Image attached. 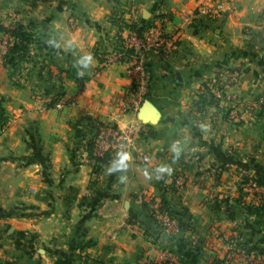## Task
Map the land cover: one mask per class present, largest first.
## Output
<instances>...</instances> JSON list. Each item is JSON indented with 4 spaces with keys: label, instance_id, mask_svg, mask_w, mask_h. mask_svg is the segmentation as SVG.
Listing matches in <instances>:
<instances>
[{
    "label": "crops",
    "instance_id": "0c3cea01",
    "mask_svg": "<svg viewBox=\"0 0 264 264\" xmlns=\"http://www.w3.org/2000/svg\"><path fill=\"white\" fill-rule=\"evenodd\" d=\"M199 1L0 0L1 24L34 27L12 80L0 66V121L12 120L0 135V264H157L162 250L174 255L164 264H223L246 248L264 252V225L239 195L244 180L264 177L262 127L243 115L264 87V0H217L221 16L186 28L172 55H145L156 124L140 122L138 110L121 113L134 90L123 65L98 70L97 55L117 48L116 17L128 6L137 25L162 24L170 35ZM236 67L234 99L194 111V92ZM61 96L75 107L53 110ZM98 124L138 126L133 149L97 163L88 142ZM118 153L127 158L110 173ZM179 175L181 188L163 182ZM153 200L173 230L153 220Z\"/></svg>",
    "mask_w": 264,
    "mask_h": 264
},
{
    "label": "built area",
    "instance_id": "2783aa9c",
    "mask_svg": "<svg viewBox=\"0 0 264 264\" xmlns=\"http://www.w3.org/2000/svg\"><path fill=\"white\" fill-rule=\"evenodd\" d=\"M222 12L223 5L219 1L200 0L192 12L179 18V22L173 26V31L170 35L165 34L161 24L160 26H148L141 33V36H138L136 30L139 25L137 26L135 20L136 9L133 5L128 6L124 10V15L118 17V20L120 19L118 37L120 38L123 48H116L112 52L97 55L100 61L98 70L105 69L111 65L121 64L125 67V74L132 77L134 90L130 95L129 102L122 107L121 113L124 114L129 111L136 112L146 98L149 72L145 67V55L150 52H155L163 56L172 55L177 48L181 34L186 28L193 25L199 19L214 21L221 16ZM167 22L170 23L171 19L167 20ZM132 25H136V29L131 30L130 26ZM1 48H3V52H0V60L2 61L5 45ZM126 50H130L131 53H126ZM239 79L240 72L238 69L227 71L223 75L205 84L203 88H198L195 92L196 100L203 98L206 104H209L211 101L214 106H219L221 103L233 100L234 98L228 94V91ZM79 89H82V85L79 86ZM75 105L76 103L73 98L61 96L53 100L51 108L53 110H62L65 108H73ZM252 106L248 107L249 109L247 112H253L254 114L258 113L259 110L261 111V109L264 108V98L258 100L257 103L254 104V108ZM235 116L234 113H230L229 119L233 121L237 120ZM11 123L12 120L10 119L5 120L3 123L0 122V135L10 127ZM139 131L140 128L138 126H130L124 131H118L112 126L103 125L94 142L93 156L100 159L105 156V154L117 150L130 151L133 149V137L137 135ZM140 162L147 164L149 159L146 156H141ZM163 182H173L178 188L183 186V178L180 175L164 178ZM247 189L249 192L257 194V199L260 198L261 201L264 202V189L256 187L254 183L250 184ZM160 208V202L158 200H153L150 206V213L153 220L162 229L173 230V220H171L167 213ZM235 254V257L244 264H264V257L256 255L253 252L247 253L244 251H237ZM173 260L174 255L172 252L162 250L157 264H164L167 261L171 262ZM232 260V257H228L224 260L223 264H232Z\"/></svg>",
    "mask_w": 264,
    "mask_h": 264
},
{
    "label": "trees",
    "instance_id": "16d2710c",
    "mask_svg": "<svg viewBox=\"0 0 264 264\" xmlns=\"http://www.w3.org/2000/svg\"><path fill=\"white\" fill-rule=\"evenodd\" d=\"M117 25H119L120 21H115ZM138 26V25H137ZM136 25L130 26V29H136ZM148 27V25L144 26H138L136 33L138 36H141V33ZM3 35H7V47L5 48L3 57H2V63L3 67L6 68L9 72V78L10 80L13 79V76L16 75L17 72V66L18 64L24 60L25 54L30 46V44L33 41L34 37V27L32 24H27L23 25L21 23H14L10 26H4L3 24L0 23V38ZM117 48H123L121 46V41L120 38L118 37V45ZM126 53H131L130 50H126ZM15 84V82H13ZM204 84L200 86L199 88H203ZM199 102L196 104L197 106L199 105H205V100L203 98H200L198 100ZM213 102H209V105H211ZM5 120L0 121L3 123ZM102 124H98L97 126L94 127V134L91 138V140L88 142V147L90 149L92 157L96 160L97 163L100 165H106L110 159L111 153L105 154L102 158H95L93 156V150H94V142L98 137V134L100 132V128L102 127ZM254 183L256 187L264 189V177H251L247 178L244 180L243 184L245 185H250ZM240 198L242 199L244 197V193H242V190L240 189ZM241 203V208L245 211V213L249 216H253L258 219L260 224L264 225V202L261 201L260 198L257 199L256 204H244V202ZM161 204V203H160ZM161 210H163V206L161 204ZM164 211V210H163ZM165 212V211H164ZM245 252L250 253L253 252L256 255L263 256L264 257V252L261 251L258 248H246L244 249ZM55 264H62L59 261H56ZM85 264H92L90 262L85 261Z\"/></svg>",
    "mask_w": 264,
    "mask_h": 264
},
{
    "label": "rangeland",
    "instance_id": "374dc122",
    "mask_svg": "<svg viewBox=\"0 0 264 264\" xmlns=\"http://www.w3.org/2000/svg\"><path fill=\"white\" fill-rule=\"evenodd\" d=\"M118 17L119 16H117L116 17V20L117 21H119L118 20ZM10 24H8V25H6V26H9ZM8 42V39H7V35H3V36H1V38H0V52H3V48H1V47H4V45H5V48L7 47L6 46V43ZM1 64H2V61L0 60V66H1ZM235 69H238L239 70V72H240V78L242 77V75H243V70H242V68L241 67H236V68H234V69H231V71H233V70H235ZM230 71V70H229ZM240 80V79H239ZM210 81H207V82H205V83H203L204 85L205 84H207V83H209ZM239 82V81H238ZM237 82V83H238ZM236 83V84H237ZM202 84V85H203ZM201 85V86H202ZM196 92V91H195ZM195 92H194V98H193V100H194V103L192 104V107H193V110L195 111V110H197L198 111V114L200 115L202 112H203V109L204 108H206V107H209V106H212V107H218V106H214V105H209V104H205V105H196L199 101L198 100H196V97H195ZM251 99H249V100H247L246 101V103H245V106H244V112H243V115L244 116H246L247 118H248V120H251V121H255V123H259V125L262 127V132H263V135H264V112H263V109H261V111L259 110V112L258 113H253V112H247L248 111V107L249 106H254V104H256L257 103V101L258 100H260V99H263L264 98V87L262 88V90L257 94V95H251ZM256 102V103H255ZM226 102H224V103H221V104H219V106H221V105H223V104H225ZM252 106V107H253ZM254 108V107H253ZM229 114L230 113H228L227 114V112H225V115H226V117H227V120L228 121H230V122H233V120H230L229 119ZM236 116H235V118H237L238 119V116H237V114L236 113H234ZM235 121V120H234ZM250 178V177H249ZM247 187H248V185H246L245 184V187H244V189H245V192H243L244 193V197L247 199V202H249L248 204H250V205H252V204H256V199H257V194H253L252 192H249L248 191V189H247ZM263 199V198H262ZM249 200V201H248ZM264 200V199H263ZM246 202V201H245ZM244 202V204H246ZM242 251H244V250H242ZM245 252V251H244ZM236 255V254H235ZM235 259V257H233V260ZM233 260H232V262H233ZM234 264H237V263H234ZM238 264H244L243 262H239Z\"/></svg>",
    "mask_w": 264,
    "mask_h": 264
},
{
    "label": "water",
    "instance_id": "95a60500",
    "mask_svg": "<svg viewBox=\"0 0 264 264\" xmlns=\"http://www.w3.org/2000/svg\"><path fill=\"white\" fill-rule=\"evenodd\" d=\"M178 77V73H176ZM137 119L146 124H156L160 120V113L148 100H144L137 111Z\"/></svg>",
    "mask_w": 264,
    "mask_h": 264
},
{
    "label": "clouds",
    "instance_id": "9594fccd",
    "mask_svg": "<svg viewBox=\"0 0 264 264\" xmlns=\"http://www.w3.org/2000/svg\"><path fill=\"white\" fill-rule=\"evenodd\" d=\"M93 57L88 55L84 56L77 61V66L80 70V74H82L85 70H87L92 63ZM127 158V154L118 153L116 159L113 160L112 164L110 165L108 171L111 173L113 171L119 170L123 166L124 159Z\"/></svg>",
    "mask_w": 264,
    "mask_h": 264
}]
</instances>
